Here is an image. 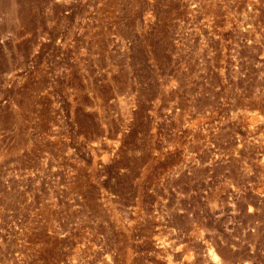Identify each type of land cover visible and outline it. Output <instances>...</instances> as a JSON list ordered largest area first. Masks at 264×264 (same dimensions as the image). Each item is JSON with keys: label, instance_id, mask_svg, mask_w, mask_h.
Segmentation results:
<instances>
[{"label": "rangeland", "instance_id": "374dc122", "mask_svg": "<svg viewBox=\"0 0 264 264\" xmlns=\"http://www.w3.org/2000/svg\"><path fill=\"white\" fill-rule=\"evenodd\" d=\"M0 264H264V0H0Z\"/></svg>", "mask_w": 264, "mask_h": 264}]
</instances>
